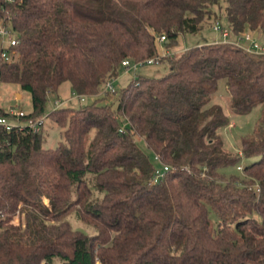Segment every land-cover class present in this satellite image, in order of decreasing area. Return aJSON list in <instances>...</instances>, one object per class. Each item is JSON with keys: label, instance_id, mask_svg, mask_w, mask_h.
<instances>
[{"label": "trees", "instance_id": "16d2710c", "mask_svg": "<svg viewBox=\"0 0 264 264\" xmlns=\"http://www.w3.org/2000/svg\"><path fill=\"white\" fill-rule=\"evenodd\" d=\"M212 17L231 39L264 37V0H0L18 41L11 62L0 58V83L32 103L0 116L47 115L60 128L45 148L43 128L0 126V264H264V54L233 41L193 46L160 57L164 75L103 91L123 60L158 56ZM220 80L233 114L259 107L239 153L220 135L230 124L212 102ZM65 82L92 102L47 113ZM158 164L169 171L153 182ZM235 166L241 175L227 173Z\"/></svg>", "mask_w": 264, "mask_h": 264}, {"label": "rangeland", "instance_id": "374dc122", "mask_svg": "<svg viewBox=\"0 0 264 264\" xmlns=\"http://www.w3.org/2000/svg\"><path fill=\"white\" fill-rule=\"evenodd\" d=\"M220 13V12H219ZM215 18L207 20L201 30L194 34H185L181 37L179 44L184 46L185 49H188L193 46H199L209 43H215L219 41H225L222 38L220 32H216L212 29V24ZM231 39V37H230ZM246 44V42H244ZM258 43L264 44V37L261 36L258 39ZM168 71L167 63H155L146 65L144 67L138 68L136 71H130L125 73L124 69L121 67L117 79L115 80L116 89L123 88L127 86L136 76H146V77H158L162 76ZM70 83H63L57 92L52 93L48 96L47 102V113L50 112L55 107V101L61 99L64 101L66 98L71 96ZM105 96V94H103ZM60 96V98L58 97ZM116 99L115 94L108 93L105 97L104 102L109 103ZM229 95L226 90L225 81L220 80L218 83V89L216 93L212 96V102L219 103L224 107L226 115L229 118L230 124L223 128L220 131V135L224 142V147L231 153L240 152V139L244 135L251 134L255 128L256 122L260 116L259 107L254 108L249 114L246 115H236L231 112L229 109ZM92 102L91 98H87L84 102L75 99L74 101L65 102L63 105L78 107L84 103ZM4 108L5 111H18L19 109L23 110L25 113H29L32 110L31 95L28 91L22 90L16 84H5L0 83V108ZM10 123L18 122L15 119L8 118ZM43 134L45 135V148H54L57 146L60 141V128L53 123L51 120L46 119L45 125L43 127ZM137 143L140 148L147 151L144 141L140 138H137ZM244 160H241L239 165H243ZM238 166V165H237ZM237 166L230 168L227 173H237L241 175V170ZM156 168H160L158 164ZM69 220L72 226L75 229L85 231L88 234L93 233V229L86 225L84 222L79 220L75 214H72L69 217ZM55 264H62L58 259H55Z\"/></svg>", "mask_w": 264, "mask_h": 264}, {"label": "built area", "instance_id": "2783aa9c", "mask_svg": "<svg viewBox=\"0 0 264 264\" xmlns=\"http://www.w3.org/2000/svg\"><path fill=\"white\" fill-rule=\"evenodd\" d=\"M12 2L13 0H7ZM212 29L216 32H220L223 40L225 41H233L236 45L242 47L243 49L254 52L257 54H264V44L258 43V39L254 37V33L251 31H245L241 35H239L236 39H230V29L228 26H224L220 20H214L212 24ZM165 37L162 36L160 41L163 42ZM246 42V44L244 43ZM18 43L16 34L10 24V21L7 19H0V58L5 61L11 62L15 56V51L12 50V47ZM169 54L168 52L161 53L158 56L147 58L144 60H131L129 58L122 61V66L126 72L136 71L140 67H144L146 65L155 64L159 62L160 57ZM115 79L108 80L104 87L103 91L114 92L116 87L114 85ZM70 99H78L81 102H84L87 99L86 95H80L73 93L70 96ZM55 107H59L63 105L61 100L55 101ZM10 114L15 116H23L25 112L21 109L18 111H10ZM46 116L44 115L41 118L35 121H27V122H16L10 123L7 117L0 116V126L4 127L5 130L9 131L14 127H20L21 125H27L33 132H40L45 125ZM240 168V167H239ZM169 171V166L165 164H160V168H156L153 174V182H158L161 178L165 176V174Z\"/></svg>", "mask_w": 264, "mask_h": 264}, {"label": "crops", "instance_id": "0c3cea01", "mask_svg": "<svg viewBox=\"0 0 264 264\" xmlns=\"http://www.w3.org/2000/svg\"><path fill=\"white\" fill-rule=\"evenodd\" d=\"M181 37H182V36L179 37L177 45L174 46V47H172V48H170V49H168V50H165V48H164L162 45H160V47H159V52L164 53V51H165V52H168V53H179V52L185 50V47L179 44V41H180ZM123 69H124V68H123ZM124 71H125V69H124ZM125 73H128V72L125 71ZM116 79H117V78H116ZM116 79H115V80H116ZM70 88H71V85H70ZM71 92H72V89H71ZM71 94H72V93H71ZM58 97L60 98V96H58ZM58 100H61V99H58ZM74 100H75V99H70V97H68V98H66L64 101H62V100H61V101H62L63 104H64L65 102L67 103V102L74 101ZM229 109H230V106H229Z\"/></svg>", "mask_w": 264, "mask_h": 264}, {"label": "water", "instance_id": "95a60500", "mask_svg": "<svg viewBox=\"0 0 264 264\" xmlns=\"http://www.w3.org/2000/svg\"><path fill=\"white\" fill-rule=\"evenodd\" d=\"M254 37L255 38H258L259 37V34L256 32V33H254Z\"/></svg>", "mask_w": 264, "mask_h": 264}]
</instances>
